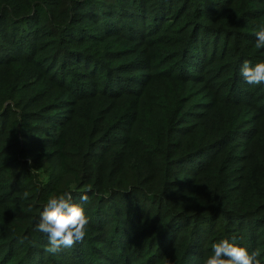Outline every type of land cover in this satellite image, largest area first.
Segmentation results:
<instances>
[{
	"label": "trees",
	"instance_id": "obj_1",
	"mask_svg": "<svg viewBox=\"0 0 264 264\" xmlns=\"http://www.w3.org/2000/svg\"><path fill=\"white\" fill-rule=\"evenodd\" d=\"M259 30L264 0H0V264H204L223 239L264 264ZM64 191L90 225L52 255Z\"/></svg>",
	"mask_w": 264,
	"mask_h": 264
},
{
	"label": "clouds",
	"instance_id": "obj_2",
	"mask_svg": "<svg viewBox=\"0 0 264 264\" xmlns=\"http://www.w3.org/2000/svg\"><path fill=\"white\" fill-rule=\"evenodd\" d=\"M256 47L264 48V30L256 32ZM241 74L249 85L264 83V62L252 66L247 60L241 67ZM90 191V188L88 189ZM31 193L25 191L22 197L28 200ZM82 203L89 202L88 195L80 197ZM31 211V206H29ZM90 218L82 204L73 202L71 191L52 195L44 205L40 221L35 231L48 237L49 246L45 251L57 255L62 249L74 247L87 235ZM261 253L249 252L247 248L237 246L228 239L220 240L212 245V255L206 257L204 264H260Z\"/></svg>",
	"mask_w": 264,
	"mask_h": 264
}]
</instances>
